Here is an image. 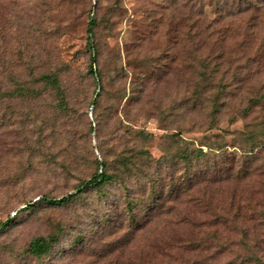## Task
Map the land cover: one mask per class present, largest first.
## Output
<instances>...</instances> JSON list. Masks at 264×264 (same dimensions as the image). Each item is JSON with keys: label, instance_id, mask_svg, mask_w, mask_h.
<instances>
[{"label": "rangeland", "instance_id": "1", "mask_svg": "<svg viewBox=\"0 0 264 264\" xmlns=\"http://www.w3.org/2000/svg\"><path fill=\"white\" fill-rule=\"evenodd\" d=\"M50 72L60 94L17 93ZM131 151L125 186L44 203ZM253 156L259 170L218 182ZM10 218L0 264H264V0H0V225ZM36 237L55 240L48 255H24Z\"/></svg>", "mask_w": 264, "mask_h": 264}, {"label": "trees", "instance_id": "2", "mask_svg": "<svg viewBox=\"0 0 264 264\" xmlns=\"http://www.w3.org/2000/svg\"><path fill=\"white\" fill-rule=\"evenodd\" d=\"M94 22L91 21L90 22V26L93 24ZM88 47L89 49L93 50L92 47V43L89 41L88 42ZM94 62V60L92 61ZM89 72L90 74L94 75V71L92 68V65L89 66ZM37 83H40L42 85V89L40 90H36V89H19L17 90L18 94L21 95H28L31 97H37L40 95L41 90H45V91H55L56 94L57 92H59L60 94V82H59V78L56 76L55 73H45V74H41L39 75V77L36 80ZM60 103L58 104V106L64 110L66 105L63 103L62 98H60ZM94 104V102H93ZM57 109V105L56 108ZM45 121L43 120V123ZM48 135V136H47ZM45 136V141L42 139H39V144L40 147L38 148V152H40L42 150L43 147L45 146H55L57 144V134H54L53 132L51 134H47ZM138 136H141L142 139H147L150 138L151 135L146 133L145 131L143 132H137ZM47 138V141H46ZM48 141H50L48 144H46ZM50 148V147H49ZM48 148V149H49ZM252 152V151H251ZM133 152H129L128 154H124L120 153L115 159L107 162L105 160L103 161H99L97 159H94L92 161L93 165H94V171L92 172L91 176L89 177L88 180L81 182L77 187H76V191L74 193L71 194H67L63 197H61L60 199H55V198H46L43 197V201L46 205L49 206H63L68 204L69 202L75 201L77 199H79L80 194L82 192H86V191H90V190H95V191H99L101 192L104 187H106L107 185L117 181L118 183H121L122 185L125 186V183L128 179H133V178H138V176L135 175V168L137 167L136 162L134 161L135 155L132 154ZM253 153V152H252ZM144 155H146V158L144 160V163H142V166H148V164L150 165V163L152 162L151 157H149V153L146 151L144 152ZM148 156V157H147ZM191 155L188 154H184V156H182L183 160L189 164H191ZM204 153L202 152V150L197 151L196 156H194V159L196 160H200L201 157H204ZM145 156H143L144 158ZM254 160H256V157L253 156V158H248L247 160L243 161L241 164H232L230 166H228L227 168H221L220 170H218V172H216V176L218 175L217 179L218 182H222L223 180H227L229 178H231L234 174H235V179H243L246 178L248 176H250L254 171H257L260 169L256 168L253 169L251 171V165L254 162ZM235 163V162H234ZM219 173H221V177L219 178ZM151 176H148V180L146 183V186L148 187V197L150 198H155V190H154V182L152 179H150ZM190 179V180H189ZM216 179V178H214ZM194 180L198 181L196 178L192 177L190 175V178H188V181L190 183L189 187L187 188V191H191L193 189L194 186H196V184H194ZM193 192V191H192ZM196 195V194H195ZM189 199L191 200V194L188 195ZM195 197V196H194ZM123 200L126 203V208H129L130 210L133 209V207L135 206L134 200H131L127 195L125 197H122ZM194 201L195 204H199V198H193L192 199ZM236 200V198H235ZM200 203H201V195H200ZM115 204V203H114ZM113 204V205H114ZM235 203H231L229 204L230 207L235 206ZM237 205V204H236ZM33 204H25V209H28L30 207H32ZM116 206V205H114ZM113 206V207H114ZM118 206V205H117ZM156 208H159L158 204H149L146 206L145 211L148 209V211H154ZM151 212L147 213L144 218L138 219L136 217H132L131 219V224L129 227V229L135 230V231H139L141 230L144 225L150 221V219H152L154 216L153 214H150ZM108 216V215H107ZM103 218H105V215H103ZM13 218H10L9 220L3 222L0 225V231L3 229L4 226H6L8 224V222L12 221ZM103 221L105 222V219H101L100 223H103ZM119 227H123V225L119 226ZM127 236L125 238L126 242L125 245H128L130 243V241H132L135 232H127ZM78 238L75 239L76 242H78ZM54 239L53 238H46V237H36L34 239H32L29 244L27 249L24 251V255H28L31 256L33 258H41L43 256H46L50 253L51 248L54 245ZM82 246L79 247V249H73V251H71V253L69 254H77L76 252L82 250ZM113 249H109L108 252L111 253L113 252ZM75 252V253H72ZM62 254H60L59 256H61ZM66 258L65 257H61L59 258L58 262H62L64 261ZM248 260L246 261L248 264H257V262L259 261L258 257H250L247 258ZM138 264H143V263H138Z\"/></svg>", "mask_w": 264, "mask_h": 264}]
</instances>
